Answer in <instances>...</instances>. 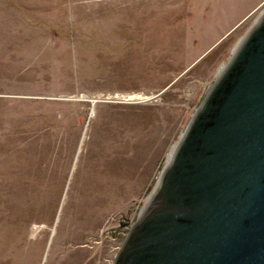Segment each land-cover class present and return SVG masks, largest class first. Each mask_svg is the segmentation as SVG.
Returning a JSON list of instances; mask_svg holds the SVG:
<instances>
[{"label": "rangeland", "instance_id": "obj_1", "mask_svg": "<svg viewBox=\"0 0 264 264\" xmlns=\"http://www.w3.org/2000/svg\"><path fill=\"white\" fill-rule=\"evenodd\" d=\"M263 9L0 0V264H111Z\"/></svg>", "mask_w": 264, "mask_h": 264}, {"label": "water", "instance_id": "obj_2", "mask_svg": "<svg viewBox=\"0 0 264 264\" xmlns=\"http://www.w3.org/2000/svg\"><path fill=\"white\" fill-rule=\"evenodd\" d=\"M111 264H264V9L216 74Z\"/></svg>", "mask_w": 264, "mask_h": 264}, {"label": "built area", "instance_id": "obj_3", "mask_svg": "<svg viewBox=\"0 0 264 264\" xmlns=\"http://www.w3.org/2000/svg\"><path fill=\"white\" fill-rule=\"evenodd\" d=\"M122 100L124 102H128V101H133V98L132 97H121ZM143 100V99H142ZM138 216V215H137ZM137 218V217H136ZM133 223H131L130 225L129 224H125L124 226H122L123 230H125V235L127 233V231L129 230V228L131 227Z\"/></svg>", "mask_w": 264, "mask_h": 264}, {"label": "bare ground", "instance_id": "obj_4", "mask_svg": "<svg viewBox=\"0 0 264 264\" xmlns=\"http://www.w3.org/2000/svg\"><path fill=\"white\" fill-rule=\"evenodd\" d=\"M238 43H239V42H238ZM236 45H237V44H236ZM236 45H235V46H236ZM235 46H234V48H235ZM234 48H233V49H234ZM223 67H224V65L221 66V67L219 68L218 73L223 69ZM218 73H217V74H218ZM174 146H175V145H174ZM174 146H173V147H174ZM172 150H173V148H172ZM172 150H171V152H172ZM171 152H170V154H169V156H168V159H169V157H170V155H171ZM168 159H167V160H168ZM167 160H166V161H167ZM160 173H161V172H160ZM159 175H160V174H159ZM158 178H159V177H158ZM157 181H158V180H157ZM148 199H149V198H148ZM148 199H147V200H148Z\"/></svg>", "mask_w": 264, "mask_h": 264}]
</instances>
